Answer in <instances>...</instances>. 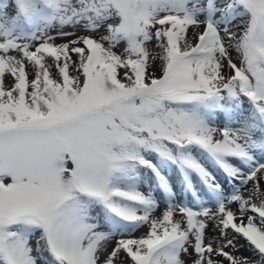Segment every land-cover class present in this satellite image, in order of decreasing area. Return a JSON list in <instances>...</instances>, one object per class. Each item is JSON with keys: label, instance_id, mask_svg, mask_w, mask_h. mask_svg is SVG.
Returning a JSON list of instances; mask_svg holds the SVG:
<instances>
[{"label": "snow or ice", "instance_id": "obj_1", "mask_svg": "<svg viewBox=\"0 0 264 264\" xmlns=\"http://www.w3.org/2000/svg\"><path fill=\"white\" fill-rule=\"evenodd\" d=\"M0 264H264V0H0Z\"/></svg>", "mask_w": 264, "mask_h": 264}, {"label": "bare ground", "instance_id": "obj_2", "mask_svg": "<svg viewBox=\"0 0 264 264\" xmlns=\"http://www.w3.org/2000/svg\"><path fill=\"white\" fill-rule=\"evenodd\" d=\"M141 233H137V235H140ZM244 241H241L243 243ZM243 254H246L247 256H251L252 254L250 252L244 251Z\"/></svg>", "mask_w": 264, "mask_h": 264}, {"label": "rangeland", "instance_id": "obj_3", "mask_svg": "<svg viewBox=\"0 0 264 264\" xmlns=\"http://www.w3.org/2000/svg\"><path fill=\"white\" fill-rule=\"evenodd\" d=\"M244 256H247L246 254H243Z\"/></svg>", "mask_w": 264, "mask_h": 264}]
</instances>
